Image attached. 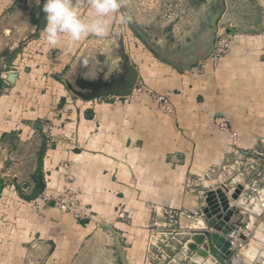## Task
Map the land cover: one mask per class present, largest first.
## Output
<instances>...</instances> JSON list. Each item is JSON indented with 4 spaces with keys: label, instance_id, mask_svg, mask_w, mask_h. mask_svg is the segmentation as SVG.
I'll return each instance as SVG.
<instances>
[{
    "label": "crops",
    "instance_id": "0c3cea01",
    "mask_svg": "<svg viewBox=\"0 0 264 264\" xmlns=\"http://www.w3.org/2000/svg\"><path fill=\"white\" fill-rule=\"evenodd\" d=\"M31 1L0 0V25L17 20ZM247 1L264 14V0H226L221 23L249 28ZM159 2L123 0L108 18L105 38L89 35L73 46L63 36L25 62V46L45 40L42 32L13 63L15 83L1 82L0 264H121L122 253L127 264H190L195 253L186 246L203 192L224 186L231 192L242 186L246 196L264 192V31L236 32L217 66L208 59L202 71L197 65L182 72L150 46L167 53L188 50L206 16L201 19L187 4L184 15L161 17ZM78 5L86 22L95 19L87 0ZM122 14L130 22L121 23ZM127 30L134 33L132 45L147 51L135 56L142 69L130 58L143 82L136 87L144 92L108 96L106 102L76 98L62 79L77 64L88 71L112 67L102 55L108 60L120 51L114 37L130 35ZM159 97L170 112L161 109ZM222 121L229 131L220 128ZM40 184L41 194L76 191L88 218L77 221L53 206L34 209L39 194L30 198ZM261 222L264 217L251 220Z\"/></svg>",
    "mask_w": 264,
    "mask_h": 264
},
{
    "label": "water",
    "instance_id": "95a60500",
    "mask_svg": "<svg viewBox=\"0 0 264 264\" xmlns=\"http://www.w3.org/2000/svg\"><path fill=\"white\" fill-rule=\"evenodd\" d=\"M216 10L209 16L206 27L200 33L188 50L173 51L165 53L154 46H150L158 58L182 72H188L200 62L206 61L214 51L216 33L219 28H225L228 34L236 32L245 35H260L264 31V14L261 9L252 1H247L250 10L252 23L246 28L237 22L221 23V19L227 10L226 0H214ZM44 0H32L23 12L18 16L17 23L25 24L28 28L26 34L18 39L14 44L7 42L0 48V93H1V74L6 69H11L17 57L23 51L25 44L40 37L45 30V13L42 11ZM133 27V23H130ZM135 31L137 28L133 27ZM10 34V30L5 31ZM139 36L148 44L140 31ZM79 66V64H77ZM77 65L75 67H77ZM120 72L112 77L97 76L99 71L91 66L86 69L84 76L79 80L86 89H78L72 83V78L76 73L75 67L71 69L69 76L62 80L66 88L76 97L82 100H92L96 98H106L114 96L125 98L132 95L137 85L142 86L143 82L139 79L137 70L131 64V59L126 55L121 56ZM80 69V68H79ZM93 73V74H91ZM103 74V73H102ZM19 72L9 71L5 80L6 84H14ZM199 186L194 184V188ZM44 190V185H43ZM242 186H236L234 192H231L226 186L203 192L202 207L200 212L203 219V227L192 232L191 239L186 248L189 252L199 254L208 260V264H236L237 257L231 249V239L238 228L243 227L247 221L246 216H242L230 201L235 200L241 195ZM231 193V195H229ZM40 195V194H39ZM53 206V204H51ZM87 223V221H86ZM111 229L110 226L104 225ZM121 264H127L124 254H121Z\"/></svg>",
    "mask_w": 264,
    "mask_h": 264
},
{
    "label": "clouds",
    "instance_id": "9594fccd",
    "mask_svg": "<svg viewBox=\"0 0 264 264\" xmlns=\"http://www.w3.org/2000/svg\"><path fill=\"white\" fill-rule=\"evenodd\" d=\"M87 3L95 13V19L90 22H86L79 14L78 0H44L42 11L45 13V34L48 45H58L63 36H67L69 44L73 46L89 35L99 39L108 36L110 31L108 18L120 11L123 0H87ZM119 19L121 23H128L131 17L122 14ZM248 190V185H244V191ZM230 203L242 216L253 221L264 217V192L256 196H246L242 193ZM248 227L252 231V239L256 241V247L237 257V264H248L250 254L255 255L264 249V222L249 223ZM190 264H208V260L199 254H193L190 257Z\"/></svg>",
    "mask_w": 264,
    "mask_h": 264
},
{
    "label": "rangeland",
    "instance_id": "374dc122",
    "mask_svg": "<svg viewBox=\"0 0 264 264\" xmlns=\"http://www.w3.org/2000/svg\"><path fill=\"white\" fill-rule=\"evenodd\" d=\"M174 1H176L175 5L173 3V0H160V2H159L160 4L158 5L159 9H156L158 11V14L161 13L160 14L161 17L164 16L165 18H167L171 14H173V16H174L175 14H178L180 11L181 12L184 11L183 13H181L184 15L186 13V9H188L186 7V5L188 4L189 9H192L193 13H195V15H200L201 19L204 18L203 16L205 14L206 22L204 23V26L206 27V23H207V20L209 19V16L216 10L215 3H212V1L210 4H206V3H208L207 0H193V2H192V0H174ZM171 2L173 3V6H174V7H172V5H171L172 9L169 8V5L171 4ZM151 10H153L152 13H155V11H156L154 8H152ZM151 10L147 9V11H146L147 14L151 13ZM158 14H157V16H158ZM187 14H189V13H187ZM195 15H193V17ZM133 26L135 28H138L134 22H133ZM5 30H10L11 31L10 34H8L9 32H7V34H6ZM27 31H28L27 26L25 24L17 23L16 20L15 21L11 20L5 26L0 25V48L2 46H4L7 42H11V44L16 43L18 41V39H20L21 37H23L26 34ZM127 31L130 32V35L125 34L124 32H121L119 35H116L114 37V39H115L114 43L116 44L115 48L116 49L118 48L120 51H118L114 55L112 54V56H111L112 58H109L108 60H107L106 54L102 55L104 58L102 60V62L113 63L112 67H108V69L106 70L104 68L106 66H104L102 64V65H99L98 68H100L101 70H106L108 74H110L114 70L117 72H120L121 56L124 54H126L129 58H132L134 60V62H136V64L141 69L145 67V65L143 63L141 65V63H139L135 59V56H137L139 53L145 56V53L147 51L145 48H143L142 45H140L142 47V49L134 47L132 45L134 40H135L134 33H131L130 30H127ZM43 32H45V30ZM44 37H46L45 33H44ZM33 44L34 45L25 46L24 55H22L23 59H26L25 62L28 61V63H29L30 60L34 61L33 58L35 56H37L39 53L43 54L45 51H48V48H50V45L47 44L46 39L41 41L40 43H36V44L33 43ZM121 50H122V52H121ZM145 61H148V60L145 59ZM76 68H84V67L82 65H79V66L77 65V67H75V69ZM143 73H144V71H143ZM91 74H93V73H91ZM107 77H108V75H107ZM261 186L264 187V183H262ZM250 247H253V248L256 247V241L252 239V231L250 233V236L247 238L245 250H243L242 252H238V254L241 255L242 253L247 251V249ZM259 252H258V254H255V258L249 260V262L251 264H264V255L261 257L260 256L258 257L257 255H261ZM262 252L264 253V251H262Z\"/></svg>",
    "mask_w": 264,
    "mask_h": 264
},
{
    "label": "built area",
    "instance_id": "2783aa9c",
    "mask_svg": "<svg viewBox=\"0 0 264 264\" xmlns=\"http://www.w3.org/2000/svg\"><path fill=\"white\" fill-rule=\"evenodd\" d=\"M253 1H256V0H253ZM232 39H233L232 35L228 34L225 28L218 29L216 33L214 51L211 54V56L208 58L212 61L214 66H217L220 59L229 53V50L232 45ZM203 63L204 61L198 64L200 66L201 71L204 69ZM9 71H13L12 68L6 69L2 72L1 79L3 82H5ZM143 92H144V89L142 87H135L131 96L135 94H140ZM99 100L102 102H106V98H99ZM157 101L160 104L162 110L166 112L171 111L168 101H166L164 98L159 97L157 98ZM219 126L223 131L230 130V127L227 121L220 122ZM32 204H33L34 209L36 210H41L53 204V207L56 208L58 211L64 214H71L77 221H84L89 216L87 214V209L86 207H84L77 192L74 190H70V189L64 191L63 193L57 196L47 195L43 193L39 195L37 199L33 200ZM194 216L195 214H190L188 215V218L193 219ZM196 216L199 218L196 219L197 225L194 226L195 228L194 231H197L203 227V219H202L200 210L198 211ZM251 220H252L251 218L247 217V221L243 225V227L238 228L237 231L235 232V235L232 236V239H231L232 248L231 249L234 251L235 255L238 254V252H242L243 248L246 247L247 238L250 236V231H251L248 225L249 223H251Z\"/></svg>",
    "mask_w": 264,
    "mask_h": 264
},
{
    "label": "flooded vegetation",
    "instance_id": "af4514ba",
    "mask_svg": "<svg viewBox=\"0 0 264 264\" xmlns=\"http://www.w3.org/2000/svg\"><path fill=\"white\" fill-rule=\"evenodd\" d=\"M193 42H196V38L194 39V41ZM164 52L165 53H167V50L165 51V49H164ZM107 68V67H106ZM120 68H121V66H120ZM108 69V68H107ZM115 71V70H114ZM113 71V72H114ZM86 72V68H78L77 70H76V73H75V75L73 76V78H72V83L74 84V86L76 87V88H78V89H82V90H84V89H86L81 83H79V80L84 76V73ZM113 72H111L110 74H108L107 73V71L106 70H103V71H99V73L97 74V76L99 77V76H104V75H108V77H112V76H114V75H116L118 72L117 71H115L114 73ZM103 73V74H102ZM107 77V78H108ZM2 190H3V188L1 189V192H2Z\"/></svg>",
    "mask_w": 264,
    "mask_h": 264
},
{
    "label": "trees",
    "instance_id": "16d2710c",
    "mask_svg": "<svg viewBox=\"0 0 264 264\" xmlns=\"http://www.w3.org/2000/svg\"><path fill=\"white\" fill-rule=\"evenodd\" d=\"M1 189L2 188H0V190ZM33 192H34V195L30 198V200L33 199L34 197H36L38 194H41L43 192V184H40L37 187H35Z\"/></svg>",
    "mask_w": 264,
    "mask_h": 264
},
{
    "label": "bare ground",
    "instance_id": "6f19581e",
    "mask_svg": "<svg viewBox=\"0 0 264 264\" xmlns=\"http://www.w3.org/2000/svg\"><path fill=\"white\" fill-rule=\"evenodd\" d=\"M251 248H253V247L248 248L247 251H245V252H249V250H250ZM245 252H244V253H245ZM256 254H258V252H257ZM263 255H264V253L261 252V255H257V256H258V257H259V256L261 257V256H263ZM253 258H255V255H251V254H250L249 257H248V264H251V263L249 262V260H250V259H253ZM258 259H259V258H258ZM258 259H257V260H258ZM261 259H262V258H261ZM252 262H253V261H252ZM236 264H237V262H236Z\"/></svg>",
    "mask_w": 264,
    "mask_h": 264
}]
</instances>
